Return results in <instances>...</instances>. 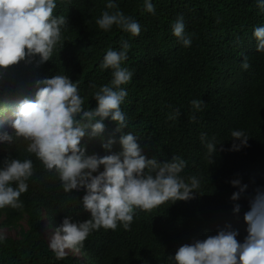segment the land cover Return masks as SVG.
<instances>
[{
  "label": "trees",
  "instance_id": "1",
  "mask_svg": "<svg viewBox=\"0 0 264 264\" xmlns=\"http://www.w3.org/2000/svg\"><path fill=\"white\" fill-rule=\"evenodd\" d=\"M125 15L133 17L141 31L136 36L115 25L107 32L96 25L107 0H57L53 15L64 16L67 26L50 60L26 56L0 68V133H12L10 121L18 103L34 99L36 81L66 75L76 82L85 109L95 108L92 93L111 79L99 64L108 48L130 47L122 66L132 73L122 85L127 96L121 104L128 119L124 132L138 137L146 158L170 160L178 155L186 162L181 175L200 178V189L188 200L165 202L150 211L135 209L128 229L103 227L91 232L79 254L57 259L43 234V220L54 230L68 216L89 219L79 192H65L56 174L26 151V142L0 143V165L5 159H31L33 175L20 196L22 207L0 208V227H16L26 217L19 237L0 236V264H168V257L183 244L203 240L221 229L238 232L243 242V215L257 190H264V52H257L254 27L264 25V12L256 0H151L154 11L144 10L143 0H114ZM183 16L191 45L184 47L171 33V24ZM247 58L249 68L241 62ZM201 99L200 111L190 101ZM193 116L195 117L193 119ZM102 137L85 136L88 154L104 155L101 143L115 142L120 150L116 123L105 119ZM232 130H243L246 146L238 151ZM215 137L216 151L208 158L200 134ZM239 144V141H235ZM247 188L239 191L230 181ZM234 204L240 205L234 214Z\"/></svg>",
  "mask_w": 264,
  "mask_h": 264
},
{
  "label": "clouds",
  "instance_id": "2",
  "mask_svg": "<svg viewBox=\"0 0 264 264\" xmlns=\"http://www.w3.org/2000/svg\"><path fill=\"white\" fill-rule=\"evenodd\" d=\"M264 12V0H256ZM57 0H0V68L16 64L26 56H38L39 62L51 59L53 50L61 42L62 29L67 26L64 16L53 15ZM106 9L96 19L99 29L107 32L114 25L131 36L140 33L141 27L133 17L119 10L114 0H107ZM146 12H153L151 0H143ZM171 33L184 46L191 45L185 33L183 16L171 24ZM252 38L256 51L264 52V25L254 27ZM127 40L121 41L119 50L108 48L99 64L101 70H110L111 79L92 93L95 108L85 109L84 98L76 82L66 75H53L36 81L34 99H22L10 121L13 132L0 133V143L15 140L26 142V151L33 154L48 171L58 177L65 192L83 189L80 201L89 219L73 221L66 216L55 228L49 248L57 259L66 256V250L79 253L87 236L99 228L128 229L135 209L147 210L168 201L188 200L200 189V178L183 176L185 160L173 155L170 160L146 158L138 144V137L124 132L128 126L121 104L127 96L122 85L127 84L133 73L123 65L129 50ZM241 68L247 70L245 57ZM201 99L190 101L195 111L203 105ZM195 117L193 116V119ZM105 119L116 123L119 151H112L115 142L109 138L101 143L104 155L88 154L85 136L102 137ZM233 145L229 150L238 151L246 146L248 136L243 130H232ZM201 143L210 159L216 151L215 137L208 139L200 134ZM235 141H239L236 144ZM33 175L32 160L5 159L0 165V208H20V196L28 189ZM239 191L230 199L236 201L247 185L238 179L230 181ZM233 213L240 205L234 204ZM247 235L238 242L236 230L221 229L203 240L183 244L168 257V264H264V190H257L250 201L249 210L243 215Z\"/></svg>",
  "mask_w": 264,
  "mask_h": 264
},
{
  "label": "rangeland",
  "instance_id": "3",
  "mask_svg": "<svg viewBox=\"0 0 264 264\" xmlns=\"http://www.w3.org/2000/svg\"><path fill=\"white\" fill-rule=\"evenodd\" d=\"M26 229V217L23 216V218L19 221L18 225L16 227H0V236H11V237H19L21 231ZM43 234L48 241V244L50 243L51 235L54 232V229L48 225L46 219L43 220ZM66 253L72 254L71 251L66 250ZM76 255H80L79 253H76Z\"/></svg>",
  "mask_w": 264,
  "mask_h": 264
}]
</instances>
